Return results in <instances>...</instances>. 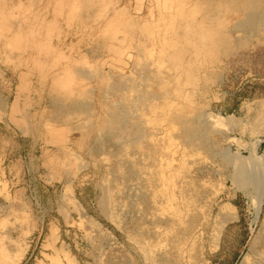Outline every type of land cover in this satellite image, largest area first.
<instances>
[{
    "label": "rangeland",
    "instance_id": "374dc122",
    "mask_svg": "<svg viewBox=\"0 0 264 264\" xmlns=\"http://www.w3.org/2000/svg\"><path fill=\"white\" fill-rule=\"evenodd\" d=\"M260 160L264 0H0V264H255Z\"/></svg>",
    "mask_w": 264,
    "mask_h": 264
},
{
    "label": "bare ground",
    "instance_id": "6f19581e",
    "mask_svg": "<svg viewBox=\"0 0 264 264\" xmlns=\"http://www.w3.org/2000/svg\"><path fill=\"white\" fill-rule=\"evenodd\" d=\"M224 122L227 123V119H225ZM256 167H258V170H256V173L254 174V179L252 181V185L250 184L251 186H250L249 194H251V193L253 194V198L255 199V202H256V211L258 212L260 209V205L262 203L263 194H264V160H260L258 162V166H256ZM247 171H248V169H247V165H246L245 166L246 174H247ZM253 198H252V200H254ZM235 212H236V207L232 203H229L225 207H222L219 209V220H220L219 228L220 229L222 228L223 225H225L226 222L231 221L236 217ZM253 212H255V211H253ZM263 230H264V222H263ZM217 234L218 233H216V237H218ZM245 255H247V254H245ZM257 256H258V260L256 261L255 264H264V232H263V248L257 252ZM243 259H245V261H246L247 256ZM56 264H58V263H56Z\"/></svg>",
    "mask_w": 264,
    "mask_h": 264
},
{
    "label": "crops",
    "instance_id": "0c3cea01",
    "mask_svg": "<svg viewBox=\"0 0 264 264\" xmlns=\"http://www.w3.org/2000/svg\"><path fill=\"white\" fill-rule=\"evenodd\" d=\"M235 218H236V217H235ZM235 218H234V219H235Z\"/></svg>",
    "mask_w": 264,
    "mask_h": 264
}]
</instances>
